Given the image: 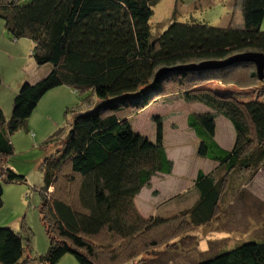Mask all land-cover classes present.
<instances>
[{
	"label": "trees",
	"instance_id": "16d2710c",
	"mask_svg": "<svg viewBox=\"0 0 264 264\" xmlns=\"http://www.w3.org/2000/svg\"><path fill=\"white\" fill-rule=\"evenodd\" d=\"M160 1L0 0L6 34L13 42L29 40L36 66L49 68L42 79L21 83L9 117L0 108V208L8 186L26 183L10 167L12 137L29 131L40 100L66 87L93 103L88 111L72 113L67 131L58 127L39 147L46 150L53 143L56 148L41 157L43 185L35 189L47 252L32 251V235L22 220L19 231L0 227V264H59L65 255L77 264H101L93 247L98 237L127 248L133 239L172 222L188 230L207 226L236 192L235 178L264 167V73L259 80L253 64L239 62L205 71L180 70L244 53L264 55V0H236L240 24L174 21L153 37L150 21ZM161 70L166 71L158 75ZM171 88L175 91L168 94ZM171 95L204 109L188 114L186 127L198 141L196 157L216 168L198 170L187 193L167 200L178 210L145 219L136 209V198L156 176H171L174 164L164 147L162 119H155L151 140L133 129L128 116ZM219 117L235 133L228 150L215 139ZM184 238L169 247L180 246ZM148 245L151 251L158 247L153 240ZM113 248L110 244L101 250L111 253ZM191 264H264V241L244 242Z\"/></svg>",
	"mask_w": 264,
	"mask_h": 264
},
{
	"label": "rangeland",
	"instance_id": "374dc122",
	"mask_svg": "<svg viewBox=\"0 0 264 264\" xmlns=\"http://www.w3.org/2000/svg\"><path fill=\"white\" fill-rule=\"evenodd\" d=\"M229 1L182 0L181 3L180 0H161L153 8L154 16L150 21L151 35L156 37L174 21L214 27H226L232 21H235V24L241 23L239 3H236L231 15L232 8L225 4ZM173 13L175 14L174 18ZM0 28H3L1 20ZM5 38L14 44L7 34ZM17 43L19 55L31 59L29 40L21 39ZM23 61L24 59L20 58L11 63L6 48L1 47L0 74L11 78L16 72L15 69H19ZM214 84L215 82H212L209 86ZM4 88L5 85L0 86V92L5 90ZM174 91L175 88H171L168 94H173ZM85 97V95L84 97L71 96V107L74 108L78 105L79 107L73 110L58 111L65 121L64 132L70 125L72 113L75 111L81 113L92 108L93 103L90 101L85 103ZM82 102L83 104H81ZM201 111L204 109L200 106L184 103L172 96L167 100L153 101L148 108L137 112V114L131 111H128V114L132 113L130 116L127 113L124 114L131 120L135 131L151 140L155 139V119L161 118L164 126V147L169 159L174 164L171 176H156L136 198V209L145 219L167 215L178 210L179 206L170 207L167 200L176 194L187 193L192 187V181L198 170H202L204 173L214 172L216 168L214 163L196 157L198 141L186 127L185 120L188 114ZM165 117L170 118L165 122ZM234 134L226 119L217 118L215 139L222 148L228 150L232 147ZM55 150L52 143L49 149H32L21 155L15 153L10 157L12 162L19 163V167L23 171L20 175L25 176L26 183L8 186L5 189L3 206L0 208V227L13 225L19 227V231L20 223L23 220L30 229L32 251L37 255H44L49 247V240L38 212L40 197L37 190L43 185L40 169L43 160L41 157L45 153ZM235 179H237L236 186L238 185L236 192L228 196L227 201L222 205L221 213L209 225L195 229L188 227L190 228L188 230L186 226H177V223L172 222V225L153 228L140 239H133L130 243L132 245H128L127 248L117 247L115 242H111L103 236L98 237L94 241L96 245L93 247L102 261L101 264H191L230 250L244 242L264 241V167L254 173H242L241 179L238 177ZM62 187L65 189L63 185ZM73 196L74 194L71 193V197ZM174 228L177 231H173ZM183 236L185 238L181 240L180 246L176 244L169 247L171 242L182 239ZM152 240L158 246L155 248L156 250L152 249L153 251L148 245ZM110 244L112 248L114 246L111 253H106L105 249L101 250L102 246L107 247ZM133 253L136 258L130 262L128 258ZM111 255H116L117 258L113 263H110ZM59 264H77V262L72 256L65 255Z\"/></svg>",
	"mask_w": 264,
	"mask_h": 264
},
{
	"label": "crops",
	"instance_id": "0c3cea01",
	"mask_svg": "<svg viewBox=\"0 0 264 264\" xmlns=\"http://www.w3.org/2000/svg\"><path fill=\"white\" fill-rule=\"evenodd\" d=\"M225 0H223L224 2ZM236 1V0H235ZM233 0L226 2V6L232 8L231 15L233 14V6L236 3ZM239 3V2H238ZM240 11V9H239ZM230 14V12H229ZM235 22V21H234ZM240 24V23H238ZM264 29V22L262 25ZM6 32L4 28H0V49L5 47L8 56L10 57L11 63L16 62V59H24L19 69H15V73L11 78H7L4 74H0L1 87L5 85V90L0 92V108L3 113L9 117L11 113L12 100L17 93L19 86L24 80L30 83H34L48 74V67H38L36 66L33 59H28L21 57L19 55L18 43L8 42L5 38ZM30 42V41H29ZM31 43V42H30ZM29 45V44H28ZM31 48V44H30ZM17 56V58H16ZM11 67V66H10ZM74 92L66 87H61L48 92L39 102L36 111L33 113L29 120V131H20L13 135L12 142L14 145V150L16 155H21L32 149H39L40 145L47 140V138L52 135L58 127H64L65 121L62 119L61 115L58 114L59 110H73L78 107H71V96L73 97ZM172 96H167V99L172 98ZM175 97V96H174ZM92 103V101H91ZM71 120V119H70ZM65 129V128H64ZM33 134V135H32ZM10 167L22 173L19 163L13 161ZM173 197V196H172ZM171 197V198H172ZM13 226V225H11ZM16 230L18 227L13 226Z\"/></svg>",
	"mask_w": 264,
	"mask_h": 264
},
{
	"label": "water",
	"instance_id": "95a60500",
	"mask_svg": "<svg viewBox=\"0 0 264 264\" xmlns=\"http://www.w3.org/2000/svg\"><path fill=\"white\" fill-rule=\"evenodd\" d=\"M243 62V63H251L254 65L256 69V73L259 80H263V73H264V55L258 53H244L235 55L233 57L228 58L225 61L220 62H202L197 65H189L180 70H188V71H205V70H212V69H219L231 65L233 63ZM166 70L159 71L158 75H161Z\"/></svg>",
	"mask_w": 264,
	"mask_h": 264
}]
</instances>
